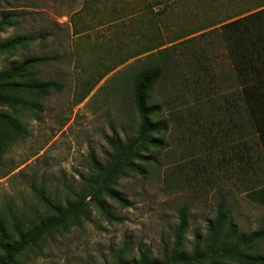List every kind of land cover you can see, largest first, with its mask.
<instances>
[{"label":"rangeland","instance_id":"1","mask_svg":"<svg viewBox=\"0 0 264 264\" xmlns=\"http://www.w3.org/2000/svg\"><path fill=\"white\" fill-rule=\"evenodd\" d=\"M262 4L0 0V264L13 251L8 264H116L121 252L124 261L141 252L163 261L173 251L193 256L190 264H248L203 250L219 202L239 232L264 228V143L246 125L240 60L219 31ZM139 17L141 28L132 24ZM42 57L50 59L6 77ZM150 64L161 68L147 102L161 110L151 121L167 127L153 135L162 147L146 148L149 159L134 161L138 172L112 187L129 204L99 197L102 211L89 197L84 215L47 228L53 207L63 211L86 193L90 157L105 161L109 138H135L134 86ZM47 81L59 89L37 94L13 86ZM182 208L188 226L177 246ZM244 252L264 256V241Z\"/></svg>","mask_w":264,"mask_h":264},{"label":"trees","instance_id":"2","mask_svg":"<svg viewBox=\"0 0 264 264\" xmlns=\"http://www.w3.org/2000/svg\"><path fill=\"white\" fill-rule=\"evenodd\" d=\"M264 6V4H262ZM264 10L254 12L245 17L220 26V34L224 43L227 44L229 53L235 51L233 57L240 60L238 73L241 77L239 84V106L246 114V125L262 137L264 143ZM219 29V28H218ZM241 29V32L239 31ZM216 28L206 33L214 34ZM218 32V31H217ZM242 33V35H238ZM25 39L19 38L18 42L23 43ZM14 45L8 46L13 47ZM6 48V44H0V52ZM205 54V56H210ZM50 58H29L24 67H14L6 74L8 79L20 77L25 67L48 61ZM161 68L150 64L142 71L134 86V104L139 114V127L133 139L121 140L117 137L107 140L111 153L105 161H99L94 156L90 157L89 171L93 177L88 180L89 186L85 188V194L81 198L68 204L67 208L61 211L60 208L53 207L54 217L49 218L45 223L47 228H56L62 225L67 217H77L84 215V210L89 205L87 198H93L100 210H103L99 197H106L122 206L129 203L120 195L113 191L112 187L121 178L138 172L134 161H146L149 158L142 153L148 147H162V142L153 137L166 130L165 121L152 122L151 118L158 114L161 106L158 104H147L149 92L159 81ZM18 90L24 88L27 91L37 94H45L49 89H59V85L53 81L44 83L13 84ZM232 108H237L233 103ZM108 219L115 218L107 211L104 212ZM188 211L182 208L178 213V224L174 231L175 244H179L181 236L188 226ZM264 241V228L250 232L248 234L238 231L230 215V210L224 202H219L216 214L207 223V237L204 242V252L210 251L212 256L234 257L248 264H264V256H247L244 252L249 246ZM226 248V250L221 248ZM14 251L2 262L8 264L14 256ZM210 254V253H208ZM202 257V255L200 256ZM180 258L173 251L165 260H149L145 252H141L137 259L124 261L122 252L116 257V264H190L193 260Z\"/></svg>","mask_w":264,"mask_h":264},{"label":"crops","instance_id":"3","mask_svg":"<svg viewBox=\"0 0 264 264\" xmlns=\"http://www.w3.org/2000/svg\"><path fill=\"white\" fill-rule=\"evenodd\" d=\"M136 21V22H135ZM134 23H137L138 25H139V28H141V23H142V19H141V17H139L138 18V20H132V24H134ZM144 24V23H143ZM147 25V29H148V23L146 24ZM143 26V25H142ZM144 27V29H145V26H143ZM127 27L126 26H124L123 27V29H122V31L124 30V29H126ZM135 28V27H134ZM121 31V32H122ZM149 54L150 52L149 51H143L142 52V54Z\"/></svg>","mask_w":264,"mask_h":264}]
</instances>
